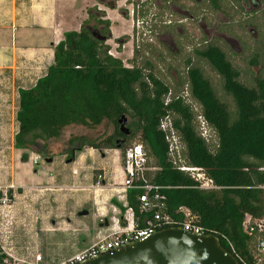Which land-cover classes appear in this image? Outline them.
<instances>
[{
	"label": "trees",
	"instance_id": "obj_1",
	"mask_svg": "<svg viewBox=\"0 0 264 264\" xmlns=\"http://www.w3.org/2000/svg\"><path fill=\"white\" fill-rule=\"evenodd\" d=\"M93 20L104 25L102 34L110 36V20L89 9L79 30L65 31L63 38L53 44V62L46 73L33 86L19 89L15 147L30 148L36 142L58 137L69 125L93 128L104 120L113 129L101 142L70 137L80 139L76 151L85 145L123 151L138 134L152 163L159 167L152 172L151 180L162 185L160 192L165 194L167 211L174 214L177 206H188L197 214L199 224L214 230L225 249L251 260L253 237L244 232L243 220L246 214L252 218L264 215V40L262 68L252 83L241 79L240 70L219 44L206 42L193 47L185 57L184 77L178 75V87L171 88L153 72L150 61L138 64L131 59L134 64L127 66L109 53V44L93 36L87 27H97ZM136 52L134 48V56ZM200 60L219 75L221 91L232 99L233 109L221 98ZM185 84L189 97L200 105L207 127L215 133V141L210 134L208 140L201 135L195 112L179 92ZM166 113L171 115L183 145L185 163L202 167L217 187L199 188L187 171L176 168L168 159V143L159 127ZM121 115L126 118L127 133L120 130ZM46 147L43 143L37 151L51 157ZM63 152L67 159H74L71 150ZM26 156L24 152L21 158L26 160ZM138 191L127 192L136 215ZM259 235L264 238V231Z\"/></svg>",
	"mask_w": 264,
	"mask_h": 264
},
{
	"label": "rangeland",
	"instance_id": "obj_2",
	"mask_svg": "<svg viewBox=\"0 0 264 264\" xmlns=\"http://www.w3.org/2000/svg\"><path fill=\"white\" fill-rule=\"evenodd\" d=\"M95 1L97 2V6H105L99 1ZM178 1L183 2L188 7L195 6L193 9L194 19L187 18L183 19L182 23L180 22L182 30L177 29L176 25L179 24L177 20L181 18V13H177L170 8L169 0H117L116 8L113 11L105 9L106 13L102 16L105 17L108 14L111 16L109 18L111 37L106 40V43L110 46L108 52L119 57L123 64L127 66L134 64V61L138 64L146 60L150 61L153 65V72L159 77L164 78L171 85V88L174 86L178 87V83L176 82L178 75L181 78L184 77L186 70L184 59L192 53L193 47L203 45L206 42H218V36L215 34L214 27L218 20L222 21L225 18L223 14L219 13L218 15L214 10L203 9L208 4L202 0L199 4L195 0ZM121 9H124L126 13L123 15L119 13ZM130 12H132L131 15ZM166 19L172 21L169 27H164L165 24H162ZM254 20L256 21V24H254L257 31L256 35L245 30V26L238 24V22L232 21L230 23L231 26H227L229 23L227 25L224 23L218 24L220 26L219 29L229 31L231 29L233 31L232 34L240 40L239 44H242L240 52L236 51L234 47L230 50L224 49L231 62L240 70L241 79L247 83H252V78L257 76L262 68L260 59L262 55V42L264 40V8H260L256 12ZM166 29L173 36V41H175L178 48L174 47V45L171 46L172 43L170 41L166 45L161 39ZM166 34L168 35V33ZM118 37L122 38L120 42L116 40ZM134 48L137 49L135 56ZM257 54L259 56H256ZM256 57L257 62L251 63ZM194 58L193 56V61ZM131 59H134V61ZM198 62L221 94V98L227 101L228 106L233 109L234 104L232 99L221 91V79L219 75L205 61L200 60ZM3 70L0 69V86H2L3 81L7 80L8 73ZM261 73L263 72L261 71ZM179 92L185 96L186 101L191 105L195 114L199 113L200 105L189 97L186 84L182 87L180 86ZM11 97L15 101L18 100L19 93H17V90L4 102L0 101V107L5 109L4 112L7 116L4 123L0 124V172L6 173L8 177H6V183L0 182V186H7L9 188L11 199L10 211L7 216L9 219L7 229L11 231L16 247L28 245L30 250H38L48 259H62L77 250L71 244L80 241L83 237V234L78 229L81 225L79 222L72 225L68 224L65 221L67 220L66 217L64 220L58 212H55L52 202L55 191L48 190L45 187L48 182L44 171L34 170V167L39 168L42 165L49 164L48 161H45V156L37 151V148L40 149V145L44 143L47 146L45 149L48 156L64 153L63 150H66L64 148L70 136L82 135L86 139L95 141L99 139L98 141L101 142L112 131L113 127L106 120L93 128L79 124L69 125L61 129L58 137L45 142H38L37 148L34 145L30 148H18L14 145V135L18 130V122L15 117L18 109L17 103L15 102L14 108L2 105H8L11 102ZM11 113L14 114L12 120L10 119ZM206 132L210 134V138L213 141L216 140L215 133L209 127L206 128ZM134 140H139L138 134L134 135L127 144ZM95 149L100 157L101 154H106L109 162L116 164L117 162L118 164L121 162L122 151L119 148L101 147ZM20 150L21 155L24 152L27 153V163H21L16 158L15 155ZM35 155H39L37 163L32 162ZM152 160L150 163L153 162ZM112 163H110L109 173H106V182L103 183L101 180L103 179L105 170L97 167L93 169V174L99 180L100 186L105 183L107 184L99 191L101 204L105 206L107 213L103 218H108L112 213L110 211V202L116 198L112 187L118 186V181L123 177L122 173L119 174V172L114 170ZM103 165V160L98 159L94 162V166L100 167ZM11 172L14 174V179L13 177L11 179ZM98 174L102 176L101 180L98 178ZM113 182V186L109 185V183ZM80 217L89 226L96 225L97 228H100L98 222L93 221L91 208L88 207V213ZM98 217L100 219L101 215ZM54 219L57 222L53 224ZM18 232H25L27 242L23 244L19 243Z\"/></svg>",
	"mask_w": 264,
	"mask_h": 264
},
{
	"label": "crops",
	"instance_id": "obj_3",
	"mask_svg": "<svg viewBox=\"0 0 264 264\" xmlns=\"http://www.w3.org/2000/svg\"><path fill=\"white\" fill-rule=\"evenodd\" d=\"M96 3L95 0H0V69L8 73L5 80L7 82L3 81L0 86V101L7 100L15 90L18 93L20 88L33 86L46 73L48 65L53 62V44L63 38L65 31L79 30L83 20L88 17L89 9ZM107 16L111 18L109 14ZM15 102L18 108V100L15 101L13 97L8 105H2L14 108ZM4 111L0 107V124L7 119ZM13 116L11 113V120ZM20 155L21 150L15 156L21 163H27ZM50 158L48 165L34 167V170H43L48 182L44 184L45 187L55 191L52 198L55 212L64 220L66 217L68 224L79 222L81 225L78 229L83 237L71 244L80 249L89 243L98 228L96 225L89 226L78 212L91 208L93 221H97L99 225L98 216L101 209L105 210L99 191L107 184L100 186L93 169L103 168L105 171L101 181L106 182V173H109L112 162H109L106 154H101L100 157L96 149L89 145L75 152L73 160L68 161L64 153L54 154ZM98 159L103 160V166H94ZM112 166L119 174L122 173L121 162H113ZM6 177V173L0 172V182L6 183ZM12 177L14 179L11 172V179ZM114 182L109 185L113 186ZM56 222L54 219L52 223ZM17 234L19 243L27 242L25 232Z\"/></svg>",
	"mask_w": 264,
	"mask_h": 264
},
{
	"label": "built area",
	"instance_id": "obj_4",
	"mask_svg": "<svg viewBox=\"0 0 264 264\" xmlns=\"http://www.w3.org/2000/svg\"><path fill=\"white\" fill-rule=\"evenodd\" d=\"M201 130V135L207 140V123L199 112L195 116ZM168 143L167 156L173 166L187 171L197 181L199 188L217 187L200 166L188 165L183 157V145L172 124V118L166 113L159 122ZM38 156H33L32 162H38ZM151 162L147 151L140 140L130 142L121 153V166L123 177L114 187L115 200L110 202L111 215L107 218L108 224L100 226L91 236L89 243L72 252L62 259H48L38 250H30L28 245L17 246L12 239V233L7 229V218L11 199L9 188L0 186V261L2 264H80L86 259L94 257L104 251H114L132 241L144 239L157 230L166 227H181L183 230L200 235L214 234L197 222L198 216L186 205L176 207L174 214L167 211L166 197L160 192L162 185L151 180V174L159 167ZM102 176L98 174L101 180ZM99 180L97 179V182ZM99 183V182H98ZM138 189L136 194L139 214H135L134 206L128 202L127 192ZM100 219L106 215L101 209ZM102 219V220H101ZM243 230L252 236V259L247 260L235 252L241 264H262L264 262V238L259 235L264 231V215L252 218L249 214L243 220ZM227 240V238H226ZM228 244L234 250L232 243Z\"/></svg>",
	"mask_w": 264,
	"mask_h": 264
},
{
	"label": "water",
	"instance_id": "obj_5",
	"mask_svg": "<svg viewBox=\"0 0 264 264\" xmlns=\"http://www.w3.org/2000/svg\"><path fill=\"white\" fill-rule=\"evenodd\" d=\"M93 36L106 40L109 36L100 29L88 24ZM111 35V33H109ZM120 130L127 133L124 115L118 119ZM37 148V142L34 143ZM38 149V148H37ZM68 161L71 159L68 158ZM45 161H51L45 157ZM79 214L88 213L86 208ZM108 224L107 217L99 222V226ZM0 264L2 262L0 261ZM80 264H241L230 251L225 249L215 234H194L181 227H166L155 231L144 239L132 241L114 251H104L86 259Z\"/></svg>",
	"mask_w": 264,
	"mask_h": 264
},
{
	"label": "flooded vegetation",
	"instance_id": "obj_6",
	"mask_svg": "<svg viewBox=\"0 0 264 264\" xmlns=\"http://www.w3.org/2000/svg\"><path fill=\"white\" fill-rule=\"evenodd\" d=\"M97 1H99L100 3L105 5V7H108L110 9L116 8L117 0H97ZM174 1H177V2H174ZM195 1L199 4L201 0H195ZM202 1H204V3L207 2L208 4L207 7H204L203 9L214 10L216 14L217 13L218 15L219 13L223 14L225 17L224 20L222 21L218 20L214 27L215 32H216L215 34H217L218 36V42H213V43L219 44V46H221L223 49L227 48L228 50H230L234 47L236 51L238 52L242 50V44L240 45L239 44L240 40L237 37H235V35L232 34L233 31H231V29L230 31L219 29L220 27L218 26L219 23L221 24L224 23L226 25L229 23L227 26H231L230 23L232 21L235 23L238 22V24H242L245 26L244 27L245 30H247L248 32H252L254 35H256L257 31H256V27L254 26V24H256V21L254 19L256 18V12L260 8H264V0H214V2H212V0H202ZM169 3H170L169 6L170 8H172L173 11L177 13H181V18L177 20L179 24H176V25H177V29L182 30L181 23L183 22V19H187V18L194 19L193 9L195 6L188 7L186 4H184L183 2L181 3L178 0H169ZM216 3H218V6H215ZM90 9L95 10L96 15H99L101 17L104 16V14L106 13L105 8H101L97 6V4H95ZM119 13L123 15L126 13V11L124 9H121ZM131 14L132 12H130V15ZM105 18H108V17L105 15ZM92 23H95L97 28L99 29H102L104 27L103 24L97 23L95 20H93ZM162 24H165L164 27L165 26L169 27L172 24V21L170 19H166L163 21ZM109 28H110V25H109ZM165 31L166 32H164L161 37L163 42L166 45H168V42L170 41L172 43L171 46L174 45V47H177L175 41H173V36L168 32L167 29ZM166 33H168V35ZM110 37L111 35L107 39H109ZM121 39H122L121 37L116 38L117 41H121ZM256 56H259V54H257ZM255 59H257V57ZM77 136L79 138L83 137L82 135H77ZM70 137L68 138L66 147L64 149L69 150V151L71 150V152L75 154L76 152L75 149L80 146V139L78 138L75 140H70Z\"/></svg>",
	"mask_w": 264,
	"mask_h": 264
}]
</instances>
